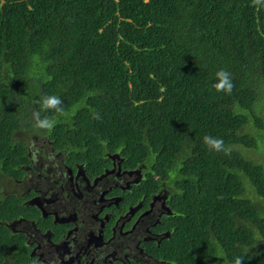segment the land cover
<instances>
[{"label": "trees", "instance_id": "1", "mask_svg": "<svg viewBox=\"0 0 264 264\" xmlns=\"http://www.w3.org/2000/svg\"><path fill=\"white\" fill-rule=\"evenodd\" d=\"M21 134L167 178L172 264H264V0H0V176Z\"/></svg>", "mask_w": 264, "mask_h": 264}, {"label": "flooded vegetation", "instance_id": "2", "mask_svg": "<svg viewBox=\"0 0 264 264\" xmlns=\"http://www.w3.org/2000/svg\"><path fill=\"white\" fill-rule=\"evenodd\" d=\"M34 136L41 145L25 143L23 173L0 176V195L13 202L0 222V264H172L179 191L167 178L118 151L81 159Z\"/></svg>", "mask_w": 264, "mask_h": 264}, {"label": "rangeland", "instance_id": "3", "mask_svg": "<svg viewBox=\"0 0 264 264\" xmlns=\"http://www.w3.org/2000/svg\"><path fill=\"white\" fill-rule=\"evenodd\" d=\"M19 136V137H18ZM17 137H16V139L17 140H21L22 139V141H23V139L25 140V143H29V145H31L32 146V148L34 149V148H37L39 145H41V142H40V140H39V138L37 137V136H34V135H30V134H21V135H18ZM27 140V141H26ZM37 142H38V144H37ZM237 150L241 153V154H243L245 157H247V158H251V157H253V155L255 154V153H257V151L254 149V150H251V149H242V148H237ZM259 156L260 157H262V155L259 153ZM11 188V187H10ZM9 190V189H8ZM254 191H252V189H247L246 190V195L248 196V197H253V199H254V193H253ZM252 199V200H253ZM255 200H257V199H255ZM259 203H261V206L263 205L264 206V200H259L258 201Z\"/></svg>", "mask_w": 264, "mask_h": 264}]
</instances>
